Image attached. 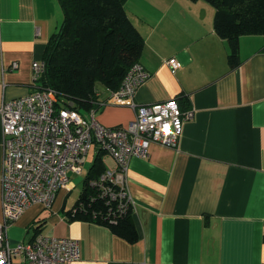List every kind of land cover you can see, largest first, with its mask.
Wrapping results in <instances>:
<instances>
[{"label": "crops", "instance_id": "crops-1", "mask_svg": "<svg viewBox=\"0 0 264 264\" xmlns=\"http://www.w3.org/2000/svg\"><path fill=\"white\" fill-rule=\"evenodd\" d=\"M125 9L143 38L137 62L149 72L136 103L176 99L182 110H194L177 148L152 143L147 157L128 162L135 238L68 219L88 173L82 171L74 199L70 178L50 207L33 204L7 226L8 242L38 234L76 238L80 259L71 264H264V36L241 35L232 66L231 46L215 32L209 2L126 0ZM63 16L59 0H0V105L32 91V64L43 60ZM108 95L99 92L95 118L126 127L134 109L106 103ZM2 157L0 116V173ZM10 264L23 261L17 256Z\"/></svg>", "mask_w": 264, "mask_h": 264}, {"label": "built area", "instance_id": "built-area-1", "mask_svg": "<svg viewBox=\"0 0 264 264\" xmlns=\"http://www.w3.org/2000/svg\"><path fill=\"white\" fill-rule=\"evenodd\" d=\"M167 63L179 67L175 58ZM16 65V64H15ZM45 64H32V91L3 100L0 105L2 131V170L0 173L2 221L0 222V264L21 257L23 264H71L80 259L79 240L38 234L27 242L11 245L7 226L33 204L50 207L57 192L70 184V174H81L90 149L105 152L116 166L88 180L95 189L90 201L103 199L108 217L132 211L127 191V168L132 157H147L152 143L177 148L184 123L194 110H182L176 99L148 104L135 101V91L149 77L139 62L125 73L120 86L109 90L105 102L127 105L134 118L126 127H108L95 118L94 109L81 113L70 101L58 99L52 88L39 83ZM99 94V92L97 93ZM82 206V204H79Z\"/></svg>", "mask_w": 264, "mask_h": 264}, {"label": "trees", "instance_id": "trees-1", "mask_svg": "<svg viewBox=\"0 0 264 264\" xmlns=\"http://www.w3.org/2000/svg\"><path fill=\"white\" fill-rule=\"evenodd\" d=\"M215 8L214 30L231 46L230 64L238 53V39L245 34L264 36V0H205ZM63 8L60 28L48 39L43 53L45 68L39 77L44 88L58 99L70 101L81 113L97 109L98 92L117 89L130 65L138 61L143 38L128 17L126 0H59ZM102 152L95 154L68 219H87L108 225L129 240L134 239L130 212L107 216L105 201H90L95 189L91 177L105 170ZM79 204L83 205L79 206Z\"/></svg>", "mask_w": 264, "mask_h": 264}, {"label": "rangeland", "instance_id": "rangeland-1", "mask_svg": "<svg viewBox=\"0 0 264 264\" xmlns=\"http://www.w3.org/2000/svg\"><path fill=\"white\" fill-rule=\"evenodd\" d=\"M102 153H103V155H102L103 159H105L106 163L108 164V165H106V168H108V169L115 168L116 163H115L114 158H112L111 155H109L108 153H105V152H102ZM94 157H95V152H94V149L92 148V149H90L89 153L86 156V161L82 165L83 172L85 174L88 171ZM112 165H113V167H111ZM70 178L75 184V187H74L73 191L71 192L70 198H69V200L71 201L72 199H74L75 195L77 194V191L80 188V185H81V182L83 179V175L70 174Z\"/></svg>", "mask_w": 264, "mask_h": 264}]
</instances>
